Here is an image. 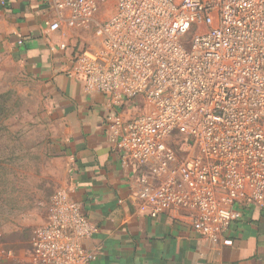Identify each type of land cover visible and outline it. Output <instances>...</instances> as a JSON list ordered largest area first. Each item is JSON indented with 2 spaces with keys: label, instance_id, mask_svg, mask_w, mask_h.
I'll return each instance as SVG.
<instances>
[{
  "label": "built area",
  "instance_id": "built-area-1",
  "mask_svg": "<svg viewBox=\"0 0 264 264\" xmlns=\"http://www.w3.org/2000/svg\"><path fill=\"white\" fill-rule=\"evenodd\" d=\"M44 1L51 32L64 24L98 41L76 53L67 76L112 107L143 103L134 118L105 120L121 164L138 170L139 211L155 219L188 209L194 232L217 243L240 218L237 207L264 206V0H116L100 23L109 0ZM69 195L51 197L33 264L94 262L83 243L97 228Z\"/></svg>",
  "mask_w": 264,
  "mask_h": 264
},
{
  "label": "crops",
  "instance_id": "crops-1",
  "mask_svg": "<svg viewBox=\"0 0 264 264\" xmlns=\"http://www.w3.org/2000/svg\"><path fill=\"white\" fill-rule=\"evenodd\" d=\"M3 1L0 49L19 57L27 75L43 88L48 102L44 117L53 124L66 161L60 189L69 191L97 228L83 243L95 255L91 264H264V206L237 207L240 218L217 243L194 232L188 209L155 219L139 211L140 201L131 196L139 186L138 170L121 164L105 123L112 114L124 120L138 116L129 108L134 101L112 107L108 98L85 94L81 81L67 76L85 46L77 44V31L64 24L57 32L49 30L54 11L44 0ZM224 239L231 244L224 245Z\"/></svg>",
  "mask_w": 264,
  "mask_h": 264
},
{
  "label": "rangeland",
  "instance_id": "rangeland-1",
  "mask_svg": "<svg viewBox=\"0 0 264 264\" xmlns=\"http://www.w3.org/2000/svg\"><path fill=\"white\" fill-rule=\"evenodd\" d=\"M116 0L100 7L96 23L107 19ZM77 44H98L94 31L75 30ZM194 29L181 38L187 49ZM43 88L27 75L22 60L0 49V264H33L32 241L47 221L51 197L61 188L66 161L55 142L54 126L45 118ZM132 115L143 112L141 100L129 107ZM8 132V134H7ZM180 136L171 145L177 148Z\"/></svg>",
  "mask_w": 264,
  "mask_h": 264
},
{
  "label": "trees",
  "instance_id": "trees-1",
  "mask_svg": "<svg viewBox=\"0 0 264 264\" xmlns=\"http://www.w3.org/2000/svg\"><path fill=\"white\" fill-rule=\"evenodd\" d=\"M7 134H8V132H7ZM10 160H11V158H6V159H4V161L2 162H0V165H3V166H5V167H9L10 166Z\"/></svg>",
  "mask_w": 264,
  "mask_h": 264
}]
</instances>
